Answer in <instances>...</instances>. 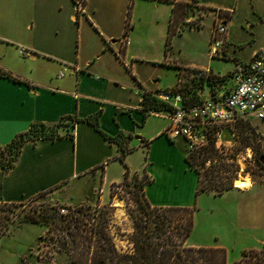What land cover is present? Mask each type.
<instances>
[{
	"label": "crops",
	"instance_id": "0c3cea01",
	"mask_svg": "<svg viewBox=\"0 0 264 264\" xmlns=\"http://www.w3.org/2000/svg\"><path fill=\"white\" fill-rule=\"evenodd\" d=\"M137 1L83 0L82 9H77L75 0H0V70L5 73L0 75V145L27 130L32 122L52 124L61 116L83 118L98 112L101 130L109 135L129 133L127 146L133 148L130 152L142 148L157 171V144L173 151L172 139L163 133L169 120L165 111L143 114L141 90L156 92L176 86L177 69L169 66L173 64L210 70L217 75L224 73L214 71L208 62L178 64L166 56L165 43L164 52L157 59V46L151 47L156 34L149 28L142 31L140 10L145 4ZM144 1L168 5L166 36L171 3ZM179 1L208 7L200 9L210 24L213 13L225 16L226 41L215 58L231 57L235 67L236 62H248L257 51L264 50V44H259L263 35L260 31L264 29V0ZM237 12L244 15V27L232 20ZM127 25L123 45L121 36ZM209 30L208 27L207 40ZM236 30L239 36L235 35ZM245 43H249L250 50L243 55L240 50ZM238 44L241 46L236 47ZM20 45L28 54H18ZM157 65L174 69L173 84L159 81ZM62 66L67 69L57 77ZM157 117L163 120L157 122ZM149 122L152 123L147 132ZM61 129V133L65 131ZM68 132L72 138L63 135L25 141L13 166L0 171V202L20 203L47 194L53 201L67 205L93 204L102 197L99 189L121 180L124 167L114 158L118 153L115 144L107 142L83 120L75 121ZM133 136H137V143L131 142ZM116 161L122 168L117 165V173L111 175L108 168ZM182 162L179 172L192 171L197 186V173L185 158ZM159 166L166 169L163 162ZM152 170L148 164L145 166L149 177ZM152 178L144 188L146 199L151 205H169L162 197L150 194L149 185L157 181L156 176ZM259 186L264 192V184ZM261 208L264 212L263 205L256 206L251 218L262 217ZM257 243L264 250V238Z\"/></svg>",
	"mask_w": 264,
	"mask_h": 264
},
{
	"label": "rangeland",
	"instance_id": "374dc122",
	"mask_svg": "<svg viewBox=\"0 0 264 264\" xmlns=\"http://www.w3.org/2000/svg\"><path fill=\"white\" fill-rule=\"evenodd\" d=\"M137 2L145 4L140 10L144 22L141 29L146 31L149 28L155 32L156 40L151 42V47L157 46L158 59L164 52L168 5L144 0ZM182 11L175 25L180 34L171 36L166 56L178 64L194 62L206 65L208 62L214 71L224 74L231 71L234 67L231 57L215 58L208 55L207 34L208 27L210 29L211 25L209 26V18L202 14V9L190 5ZM242 17L244 15L237 12L232 20L244 27ZM232 26L235 25L232 23ZM260 34L263 35L259 44H264V29L260 31ZM235 35L239 36L240 32L236 30ZM240 46L241 44L236 45V47ZM242 46L240 54L246 55L250 50L249 43ZM206 72L216 74L210 70ZM191 73V70L182 69L180 87L190 86ZM157 77L161 83L173 84L176 79L173 68L160 65H157ZM231 81L228 80L229 83ZM162 120V117H157V122ZM151 123H147L145 127L147 132L150 131ZM246 123L250 127L245 129L242 126L239 128L236 126L233 129L234 137L226 134L225 139L230 141V145L224 151L216 153L217 159L212 158L206 160L203 165H195L198 171V187L202 188L196 193L195 174L192 171H186L185 174L179 172L181 164H184L182 159L185 156L184 140L180 136L172 139L173 151L171 152L157 144V171L142 148L133 150L124 158V163L130 171H145L147 164L153 169L154 176H151L153 178L156 176L157 181L149 185L150 194L162 197L164 201L170 203L169 205L181 203L174 206L194 207L193 225L187 243L221 245L227 252L228 261L238 259L243 249L253 247L259 250L261 247L257 240L264 238L263 209L261 208L262 217L260 216L257 220L251 218V214L256 212V206H264V192L259 186L264 184V170L254 157L264 155V128L254 120ZM247 129L250 131L249 141L243 143L239 136L247 133ZM61 130L64 131L65 127ZM137 141V136H133L131 142L137 143ZM245 146L252 148L253 156L243 172H239L240 176H237L238 163L235 154L243 150ZM257 151L261 153L258 154ZM218 157L223 159L220 161ZM159 162H163L166 169L159 166ZM222 162H225L229 170L223 171V167H219V163ZM120 164L116 161L109 166L108 171L111 175L117 173V165L122 168ZM186 168L188 169L187 165ZM138 174L140 178L141 175ZM237 177H247L252 186L248 189L235 187L231 182L232 178ZM98 193H101L102 197L93 204L67 205L53 201L47 194H39L16 204L0 203V264H78L77 258L81 256V253L85 258L93 248L92 239L88 242L87 239L82 241L80 237L88 236L89 229L84 228L74 240H72L74 234L68 233L67 226L72 227L74 223L81 222H86L85 226L88 228L91 225L95 226L94 221L101 222L104 226L103 230L111 238L115 248L121 252L130 251L129 236L132 232L130 211L134 207L130 192L117 181L104 186L102 191L99 189ZM78 208H81L80 215L76 220H69L71 219L69 216L74 215ZM65 220L69 221L62 223Z\"/></svg>",
	"mask_w": 264,
	"mask_h": 264
},
{
	"label": "trees",
	"instance_id": "16d2710c",
	"mask_svg": "<svg viewBox=\"0 0 264 264\" xmlns=\"http://www.w3.org/2000/svg\"><path fill=\"white\" fill-rule=\"evenodd\" d=\"M171 3L169 20L165 36V52L170 46V38L174 34H180V31L175 28L177 18H180L183 8L195 5L193 2H184L179 0H158ZM196 6V5H195ZM202 9H208L206 6H197ZM222 11V10H221ZM228 15L227 11H222ZM129 26L121 36L122 44L126 43V34ZM177 69V83L176 86L163 90L172 96L175 93L180 95V104L182 106H189L199 101L198 91L205 87L210 93H214L219 84H226L229 80L230 72L222 75L208 74L205 70H201L202 74H196L200 69L193 67H184L180 65H169ZM182 69L192 71V83L190 86L180 87V80L182 78ZM5 74L0 70V75ZM180 87V88H179ZM157 90L156 92L143 89L141 90V109L145 115L148 111H169L170 103L160 98ZM83 120L89 123L97 132H99L103 139L109 143L116 145L118 153L114 156L123 164V175L119 183L127 188L130 192V199L134 203V207L130 211L132 219V232L129 236L131 242V250L121 252L118 251L111 238L103 230V224L94 221L95 226L86 227V222L74 223L69 228V234H74L72 240L81 234L83 229H89L88 236H80L82 241L89 242L92 239V251L89 255L86 254L83 258L82 253L77 258L78 264H263L264 250L256 249H243L241 256L233 261H228L227 252L221 245L208 246V245H192L187 243V238L190 234L193 225V211L192 206H174V205H151L144 194V188L151 178L145 171L140 172L141 177H138V172H131L127 165L124 163V158L133 148L127 146L128 139L131 138L129 133L118 131L114 135H109L103 132L98 123V112L85 116L83 118L73 117L71 115L61 116L56 122L52 124H45L42 122H32L25 131L18 132L5 144L0 145V171L6 172L11 168L16 161L22 145L25 141L39 138L55 139L59 136H66L72 138V133L68 132L73 127L75 121ZM236 125L242 128L250 127L248 123ZM235 126V127H236ZM65 127L64 132L59 130ZM239 136L243 143H247L250 137V131ZM217 150L212 143H209L203 153H191L185 155V161L188 166L193 169L198 176V171L195 167L197 164H204L207 158L217 159ZM257 153H261L258 152ZM256 156V155H255ZM259 157V156H258ZM256 156L255 160L264 170V165L258 161ZM221 161L222 157H218ZM223 167V171L229 170L225 162L219 163V167ZM208 169V168H207ZM205 169L206 171H208ZM132 184V185H131ZM201 187L197 186L195 193L201 191ZM39 195V194H38ZM140 195L142 197H140ZM2 204H16L0 202ZM21 203V202H20ZM81 208H78L74 215L69 216V220H76L80 215ZM84 214L83 212L81 213ZM73 215V216H72ZM85 219V218H84ZM65 220L62 223L69 221ZM91 223H89L90 225ZM82 225V226H81ZM94 225V224H93Z\"/></svg>",
	"mask_w": 264,
	"mask_h": 264
},
{
	"label": "built area",
	"instance_id": "2783aa9c",
	"mask_svg": "<svg viewBox=\"0 0 264 264\" xmlns=\"http://www.w3.org/2000/svg\"><path fill=\"white\" fill-rule=\"evenodd\" d=\"M75 4L77 9H82L83 0H75ZM210 25L208 55L214 57L221 54L225 45V16L213 13ZM17 52L20 55L28 54L21 45L17 47ZM235 64L234 69L229 71L230 83L219 84L214 93H210L206 87L201 88L198 91L199 101L192 105L182 106L178 93L171 97L163 91L158 93L160 98L170 103L171 108L165 111L169 123L163 133L170 139L182 137L185 155L202 154L209 143L213 144L217 152L224 151L230 145V141L225 139L226 134L234 137L233 129L238 124L254 120L264 128V50L257 51L248 62ZM66 69V66H62L57 77L63 76ZM196 74H202L201 69ZM252 152L250 146H245L235 154L237 176L249 163Z\"/></svg>",
	"mask_w": 264,
	"mask_h": 264
},
{
	"label": "bare ground",
	"instance_id": "6f19581e",
	"mask_svg": "<svg viewBox=\"0 0 264 264\" xmlns=\"http://www.w3.org/2000/svg\"><path fill=\"white\" fill-rule=\"evenodd\" d=\"M233 184L235 187L243 189L245 187L247 188L251 182L247 177H237L234 179Z\"/></svg>",
	"mask_w": 264,
	"mask_h": 264
},
{
	"label": "water",
	"instance_id": "95a60500",
	"mask_svg": "<svg viewBox=\"0 0 264 264\" xmlns=\"http://www.w3.org/2000/svg\"><path fill=\"white\" fill-rule=\"evenodd\" d=\"M258 161L261 162L264 165V155H260L258 157Z\"/></svg>",
	"mask_w": 264,
	"mask_h": 264
}]
</instances>
